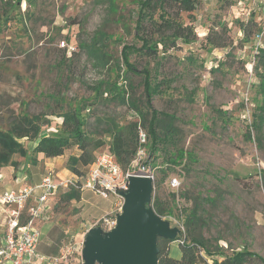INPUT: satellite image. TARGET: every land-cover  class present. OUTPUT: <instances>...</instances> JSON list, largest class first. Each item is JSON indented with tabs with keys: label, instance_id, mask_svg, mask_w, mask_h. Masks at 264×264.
I'll list each match as a JSON object with an SVG mask.
<instances>
[{
	"label": "rangeland",
	"instance_id": "374dc122",
	"mask_svg": "<svg viewBox=\"0 0 264 264\" xmlns=\"http://www.w3.org/2000/svg\"><path fill=\"white\" fill-rule=\"evenodd\" d=\"M113 1L110 10L107 0H0L1 130L8 128L13 117L42 115L46 122L41 135L58 136V116L81 101L85 105L96 102L87 106L90 112L83 111L85 116L93 112L90 126L95 116L112 117L119 125L138 121L132 110L110 102L106 94L95 98L91 88L100 80L117 82L129 100L142 106L141 77H131L129 82L117 78L115 72L96 65L82 48L100 31L107 38L104 52L111 67L120 62L123 45L139 47L134 39L136 5L133 0ZM196 1L193 13L181 15L186 25H192L195 41L179 42V48L161 61L157 80L166 78L172 83L151 103L155 110L173 117L178 130L174 145L164 144L154 155L144 146V155L128 173L153 177L150 204L157 198L173 206V216L160 217L170 227L184 234L183 220L196 205L200 223L193 226L194 234L209 240L210 250L218 245L230 255L246 248L264 258V76L257 56V49H264V35L245 42L239 28L256 13L264 19L263 14L259 11L248 17L253 12L240 0ZM207 34L224 46L208 44ZM62 41L64 47L59 46ZM130 58L138 70H155L154 62L145 57L133 54ZM250 125L248 141L245 134ZM101 139L105 145L95 150L94 158L108 145V139ZM20 142L27 154L13 156V165L8 166L26 175L27 184L38 183L36 178L48 171L60 178L72 174L66 163L78 154L75 148L49 159L32 151L36 142ZM179 149L190 153L191 159L165 170L168 154ZM173 179L178 182L175 188L169 185ZM68 192L78 199L69 200ZM122 205L123 199L111 195L103 198L88 190L61 189L37 222L39 254L55 258L57 264H84L81 253L86 233L95 227L105 232L103 220L117 218ZM168 254L179 259L175 241L169 244ZM204 258L211 263V258Z\"/></svg>",
	"mask_w": 264,
	"mask_h": 264
},
{
	"label": "trees",
	"instance_id": "16d2710c",
	"mask_svg": "<svg viewBox=\"0 0 264 264\" xmlns=\"http://www.w3.org/2000/svg\"><path fill=\"white\" fill-rule=\"evenodd\" d=\"M16 1L20 3V0ZM107 2L109 9H114V1L107 0ZM133 2L136 5L134 39L139 47L123 45L120 52V62L111 67H107V56L104 52L103 41L107 38L100 31L96 33L88 45H84L82 48L96 65L103 69L106 67L108 72H115L117 78L129 82L131 77H141L145 101L142 106L136 105L134 100H129L127 91L117 85V82L100 80L91 88L95 98H102L106 94V98H109L110 102H114L117 106H126L129 110H132L138 121L119 125L112 117L95 116V124L90 126L88 118L93 116V112L89 116H85L83 111L90 112L87 106L96 104L95 101L90 105H85L86 101H81L67 112L59 115L61 134L58 136L41 135V127L46 122L42 115L13 117L9 121L6 130L0 129L1 167L13 165L12 157L15 155L19 157L26 156L27 149L20 142L23 139L36 142L32 151L49 159L61 157L65 151L75 148L78 154L68 158L66 169L72 173L70 175L78 177H81L83 170L93 163L95 150L105 145L101 138L109 140L106 149L101 153L111 154L124 172H130L133 165L136 164L134 162L135 156L140 147L138 141L139 130L145 133L147 142L144 146L148 145V150L153 155L159 149L162 150L164 144H168L169 147L174 145L173 139L178 134V130L173 126V117L155 110L151 103L155 96L163 92L164 86L169 87L172 83L170 79L166 78L157 80L159 76L157 71L161 61L168 57L170 51L179 48V42L188 45L195 41L196 35L192 25H186L181 19V15L183 13L188 15L193 13L197 1L133 0ZM239 28L244 35L245 42L261 32V28L255 22L254 17L247 23L240 25ZM252 30H254V33H252ZM205 41L214 47L224 46L213 41L209 34L205 36ZM257 50V56L260 58L258 63L262 66V76H264V49L258 48ZM133 54L153 61L155 70L152 72L148 67L142 70L136 69L130 58ZM129 86L128 83L127 87L129 88ZM130 90L132 89L130 88ZM250 128L251 125L247 127L245 134L248 141L250 139ZM95 136H99V140L95 139ZM186 159H191V154L179 149L174 154H168L163 165H167L168 167L165 170H169L172 167L182 166L183 161ZM153 165L155 166V163ZM161 172L165 173V171ZM78 197L75 193H67L69 200L78 199ZM150 208L158 217L173 216L171 215L173 206L165 205L157 198H154ZM178 212L179 210L176 211V213ZM199 220L197 206L195 205L183 220L184 234L181 233L176 238V240H183V243L178 244L180 248L179 259L169 256L168 246L171 243L170 241L157 239L158 264H208L204 255L212 259L210 264H264L263 257L246 248L232 251L230 255H225L221 248L216 247L218 245L210 250L208 246L210 241L203 240L200 236L194 234L195 228L193 226L199 224ZM214 256H219L221 260L215 259Z\"/></svg>",
	"mask_w": 264,
	"mask_h": 264
},
{
	"label": "built area",
	"instance_id": "2783aa9c",
	"mask_svg": "<svg viewBox=\"0 0 264 264\" xmlns=\"http://www.w3.org/2000/svg\"><path fill=\"white\" fill-rule=\"evenodd\" d=\"M241 4H248V17L255 12H261L264 18V0H240ZM255 22L260 26L261 32L257 38L264 35V19L254 15ZM64 47V41L59 43ZM138 141L140 147L135 156V163L144 155L146 135L139 130ZM131 174L124 172L115 162L114 157L102 152L98 154L93 163L88 167L85 179L83 176L70 175L68 178H60L51 171L40 179L35 185H25L17 191H7L0 197V207L5 217V230L3 242L0 245V264H57L55 258H47L38 253V245L41 233L37 222L42 219L50 208V202L61 189L75 188L80 191L88 190L103 198L114 196L122 199L126 193ZM148 176L152 179L153 177ZM170 187L178 186L176 179L171 180ZM107 231L116 225L113 221L103 220ZM180 230V229H179ZM181 233V230H180ZM175 243H183V240H175Z\"/></svg>",
	"mask_w": 264,
	"mask_h": 264
},
{
	"label": "water",
	"instance_id": "95a60500",
	"mask_svg": "<svg viewBox=\"0 0 264 264\" xmlns=\"http://www.w3.org/2000/svg\"><path fill=\"white\" fill-rule=\"evenodd\" d=\"M152 183L148 176L129 177L115 227L107 232L95 227L86 233L81 253L84 264H158L157 239L175 241L180 230L150 208Z\"/></svg>",
	"mask_w": 264,
	"mask_h": 264
},
{
	"label": "crops",
	"instance_id": "0c3cea01",
	"mask_svg": "<svg viewBox=\"0 0 264 264\" xmlns=\"http://www.w3.org/2000/svg\"><path fill=\"white\" fill-rule=\"evenodd\" d=\"M46 165H45V167H46ZM11 168L12 167H9V166L0 168V194L1 193L3 194L4 192H7V191H17L21 187H23L25 185H29L25 181L27 179L26 175L19 173V172H15ZM41 178L42 177L39 176V178H36V180L39 181V179H41ZM35 184H37V183H35ZM35 184H33V185H35ZM4 224H5V217H4V214L2 212V208L0 207V245L3 242V238H4V230H5V228H3Z\"/></svg>",
	"mask_w": 264,
	"mask_h": 264
}]
</instances>
